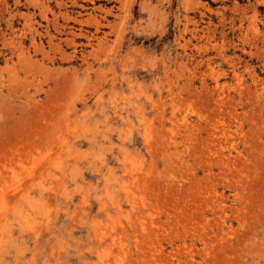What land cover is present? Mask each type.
I'll return each instance as SVG.
<instances>
[{"label": "rangeland", "instance_id": "1", "mask_svg": "<svg viewBox=\"0 0 264 264\" xmlns=\"http://www.w3.org/2000/svg\"><path fill=\"white\" fill-rule=\"evenodd\" d=\"M0 264H264V0H0Z\"/></svg>", "mask_w": 264, "mask_h": 264}, {"label": "bare ground", "instance_id": "2", "mask_svg": "<svg viewBox=\"0 0 264 264\" xmlns=\"http://www.w3.org/2000/svg\"><path fill=\"white\" fill-rule=\"evenodd\" d=\"M187 2V1H186ZM185 3V2H184ZM124 4H122V6H123ZM186 6V5H185ZM106 12V11H105ZM105 12H104V14H105ZM108 13V12H107ZM109 15V14H108ZM66 18H67V16H65ZM184 18V17H183ZM54 19V18H53ZM69 19V18H68ZM182 19V18H181ZM65 21H68V20H66V19H64ZM255 20V19H254ZM77 21V20H76ZM98 23L99 22H97V24L96 25H98ZM185 24V23H184ZM98 26H100L101 27V24L100 25H98ZM95 27V29H96V26H94ZM94 29V30H95ZM186 29V28H185ZM97 31V29L95 30V32ZM184 31H186V30H184ZM117 33V32H116ZM104 34V33H103ZM109 34V33H108ZM81 35V34H80ZM122 35V34H121ZM119 36V34L117 35V37ZM83 37V36H82ZM87 38V37H86ZM118 39V38H117ZM120 39V38H119ZM74 40V39H73ZM87 40V39H86ZM88 41V40H87ZM97 41V40H96ZM102 43V42H101ZM90 46V45H89ZM91 48V47H90Z\"/></svg>", "mask_w": 264, "mask_h": 264}]
</instances>
